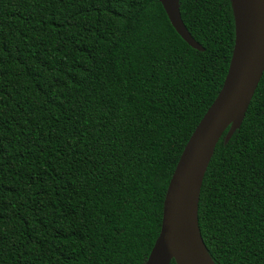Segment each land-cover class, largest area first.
<instances>
[{
  "label": "trees",
  "instance_id": "16d2710c",
  "mask_svg": "<svg viewBox=\"0 0 264 264\" xmlns=\"http://www.w3.org/2000/svg\"><path fill=\"white\" fill-rule=\"evenodd\" d=\"M180 10L204 51L159 0H0V264H146L235 43L232 0ZM227 133L200 235L215 264H264V75Z\"/></svg>",
  "mask_w": 264,
  "mask_h": 264
},
{
  "label": "water",
  "instance_id": "95a60500",
  "mask_svg": "<svg viewBox=\"0 0 264 264\" xmlns=\"http://www.w3.org/2000/svg\"><path fill=\"white\" fill-rule=\"evenodd\" d=\"M170 22L194 49L204 48L183 22L180 0H159ZM235 43L223 87L187 142L169 183L160 234L146 264H215L199 230L198 207L203 181L216 147L226 131V141L240 129L264 75V0H242L239 12L233 2ZM192 204L207 259H201L188 240L187 219Z\"/></svg>",
  "mask_w": 264,
  "mask_h": 264
},
{
  "label": "bare ground",
  "instance_id": "6f19581e",
  "mask_svg": "<svg viewBox=\"0 0 264 264\" xmlns=\"http://www.w3.org/2000/svg\"><path fill=\"white\" fill-rule=\"evenodd\" d=\"M241 1L242 0H233L238 12L240 10L239 6ZM196 212H197V207L195 204H192L189 208L188 219H187L188 240L191 247L196 252L197 256H199L201 259H207L206 253L203 249L198 233Z\"/></svg>",
  "mask_w": 264,
  "mask_h": 264
}]
</instances>
